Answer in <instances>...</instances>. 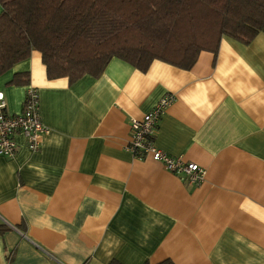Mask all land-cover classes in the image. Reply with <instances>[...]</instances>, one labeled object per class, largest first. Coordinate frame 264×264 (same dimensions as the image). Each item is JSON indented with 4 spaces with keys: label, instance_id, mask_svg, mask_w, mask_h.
Here are the masks:
<instances>
[{
    "label": "crops",
    "instance_id": "1",
    "mask_svg": "<svg viewBox=\"0 0 264 264\" xmlns=\"http://www.w3.org/2000/svg\"><path fill=\"white\" fill-rule=\"evenodd\" d=\"M27 73L49 132L0 155V264H264V32L223 36L189 69L113 57L98 77L48 79L41 55L0 73L18 114ZM155 144L203 169L189 184L128 150L130 123L164 95Z\"/></svg>",
    "mask_w": 264,
    "mask_h": 264
},
{
    "label": "trees",
    "instance_id": "2",
    "mask_svg": "<svg viewBox=\"0 0 264 264\" xmlns=\"http://www.w3.org/2000/svg\"><path fill=\"white\" fill-rule=\"evenodd\" d=\"M259 32L264 0H0V73L32 50L48 79L70 83L98 77L113 57L140 71L155 59L189 69L223 36L248 43ZM28 81L19 73L11 83Z\"/></svg>",
    "mask_w": 264,
    "mask_h": 264
},
{
    "label": "built area",
    "instance_id": "3",
    "mask_svg": "<svg viewBox=\"0 0 264 264\" xmlns=\"http://www.w3.org/2000/svg\"><path fill=\"white\" fill-rule=\"evenodd\" d=\"M173 101L174 96L164 95L149 112L139 119H133L126 148L134 157L148 155L161 163L167 171L180 176L183 181L197 184L203 177V169L197 163L185 161L181 156L170 155L155 144L158 120ZM48 132V127L41 120L37 90L32 85L25 86L22 110L18 114L5 111V102L0 93V155L7 158L15 156L18 150L16 134L24 137L29 150L37 151L41 138Z\"/></svg>",
    "mask_w": 264,
    "mask_h": 264
}]
</instances>
